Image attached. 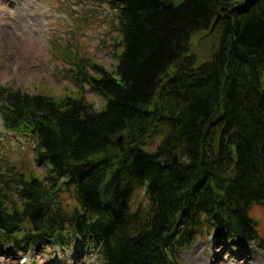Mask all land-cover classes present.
I'll list each match as a JSON object with an SVG mask.
<instances>
[{
	"label": "trees",
	"instance_id": "trees-1",
	"mask_svg": "<svg viewBox=\"0 0 264 264\" xmlns=\"http://www.w3.org/2000/svg\"><path fill=\"white\" fill-rule=\"evenodd\" d=\"M67 2L79 13H68L72 25L109 14L116 64L65 43L73 91L0 86L3 128L33 140L43 169L1 157V239L30 247L80 235L103 264H180L212 233L261 247L264 0ZM204 33L214 48L201 61L191 40ZM44 201L51 209L34 231L29 214Z\"/></svg>",
	"mask_w": 264,
	"mask_h": 264
},
{
	"label": "rangeland",
	"instance_id": "rangeland-1",
	"mask_svg": "<svg viewBox=\"0 0 264 264\" xmlns=\"http://www.w3.org/2000/svg\"><path fill=\"white\" fill-rule=\"evenodd\" d=\"M67 3V0H0V86L28 95L59 96L73 91L74 85L65 75L64 68L68 66L64 59L65 43L91 62L109 69L114 67L116 61L106 27L109 14H97L88 24L72 25L68 13H79L77 6ZM191 47L201 61L205 60L214 48L213 37L209 33L195 36ZM86 97L95 107L101 105V98L92 91L88 90ZM9 134L0 127V159L7 157L9 163L17 164L28 160L42 174L43 169L33 159L31 142ZM237 245L232 252L219 237L199 238L180 252V264H264V249L252 244ZM48 246L31 249L0 246V264H102L94 254V247L90 249V244L80 239L63 249ZM198 250L202 254L196 261L193 256ZM22 257L25 263L21 262Z\"/></svg>",
	"mask_w": 264,
	"mask_h": 264
},
{
	"label": "water",
	"instance_id": "water-1",
	"mask_svg": "<svg viewBox=\"0 0 264 264\" xmlns=\"http://www.w3.org/2000/svg\"><path fill=\"white\" fill-rule=\"evenodd\" d=\"M118 141H121V137H119ZM177 153H174L173 157H172V163L173 164H177ZM48 211V208L45 207L43 204H40L39 206L35 207L32 212L30 213V219L32 221L33 224V228L35 230L39 229L42 222H43V218L46 215Z\"/></svg>",
	"mask_w": 264,
	"mask_h": 264
},
{
	"label": "bare ground",
	"instance_id": "bare-ground-1",
	"mask_svg": "<svg viewBox=\"0 0 264 264\" xmlns=\"http://www.w3.org/2000/svg\"><path fill=\"white\" fill-rule=\"evenodd\" d=\"M198 253L196 252V254L193 256L196 261L200 258V255L202 254V252H200L199 250Z\"/></svg>",
	"mask_w": 264,
	"mask_h": 264
}]
</instances>
